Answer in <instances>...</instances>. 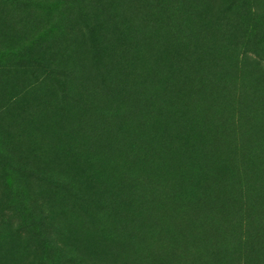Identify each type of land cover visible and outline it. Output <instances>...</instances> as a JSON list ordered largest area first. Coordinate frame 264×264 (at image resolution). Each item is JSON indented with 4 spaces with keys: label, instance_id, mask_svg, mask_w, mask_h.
<instances>
[{
    "label": "rangeland",
    "instance_id": "rangeland-1",
    "mask_svg": "<svg viewBox=\"0 0 264 264\" xmlns=\"http://www.w3.org/2000/svg\"><path fill=\"white\" fill-rule=\"evenodd\" d=\"M225 113L264 145V0H0V264H200Z\"/></svg>",
    "mask_w": 264,
    "mask_h": 264
},
{
    "label": "trees",
    "instance_id": "trees-1",
    "mask_svg": "<svg viewBox=\"0 0 264 264\" xmlns=\"http://www.w3.org/2000/svg\"><path fill=\"white\" fill-rule=\"evenodd\" d=\"M237 22L236 29H240L241 23ZM200 79L208 85V97L219 98L228 107L237 100L246 101L251 94L244 82L220 79L225 83H217L202 58ZM227 116L219 114L215 123L208 126L213 134L220 132L216 146L223 152L231 176L218 174L221 178L216 185L209 179L200 191V227L205 231L200 236V264H264V145L252 137H235ZM205 146L209 148V144ZM215 167L210 169L217 172ZM192 169H187L188 175ZM179 215L185 225L187 214ZM195 252L199 250L194 249Z\"/></svg>",
    "mask_w": 264,
    "mask_h": 264
}]
</instances>
